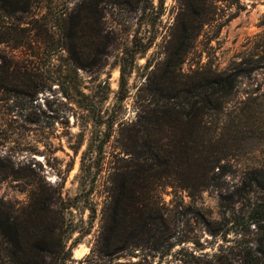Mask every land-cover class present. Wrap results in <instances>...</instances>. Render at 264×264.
Instances as JSON below:
<instances>
[{"label": "rangeland", "instance_id": "374dc122", "mask_svg": "<svg viewBox=\"0 0 264 264\" xmlns=\"http://www.w3.org/2000/svg\"><path fill=\"white\" fill-rule=\"evenodd\" d=\"M82 1L30 0L24 14L0 12V39H16L27 28L30 36L23 39L46 48L47 55L37 58L30 50L17 49L25 62L40 66L32 71L34 85L0 92V155L9 160L4 163H15L19 176L0 183V197L19 208L28 207L35 192L51 205L57 203L60 222L56 219L52 231L44 229L52 234L49 239L61 257L52 264H104L108 259L94 250L112 181L126 163L122 158L129 156L121 151L122 126L136 120L138 90L149 75L156 79L152 69L182 39L180 0H109L102 3L100 19L96 16L92 22L95 35H80L84 52L78 61L73 62L67 50L50 57L48 39H60L52 23ZM209 4L214 19L191 29L196 34L186 38L189 46L178 60L179 71L224 72L245 66L250 72L238 79L229 112L216 119L223 130L228 128L224 142L231 149L220 158L224 167H216L210 183L199 189L180 187L171 178L160 186L162 203L186 242L164 258H149L154 264L191 252L215 264H248L244 257L250 246L262 251L258 254L264 261V221L260 226L250 221L251 209L264 202V192L253 180L264 166V0ZM9 50L0 46L1 53ZM122 66L131 95L120 103ZM81 93L91 97L92 112L79 104L85 100ZM113 114L117 122L100 152L108 126L94 119L101 116L105 121Z\"/></svg>", "mask_w": 264, "mask_h": 264}, {"label": "trees", "instance_id": "16d2710c", "mask_svg": "<svg viewBox=\"0 0 264 264\" xmlns=\"http://www.w3.org/2000/svg\"><path fill=\"white\" fill-rule=\"evenodd\" d=\"M28 1L0 0V12L24 14L29 11ZM104 1L109 0H83L68 12H60L52 23L60 39H48L51 43L48 45L51 48L50 52L47 50L48 55L52 57L67 50L70 59L78 61L80 52H84L81 42H78L80 35L88 32L95 35L92 22L100 14ZM180 1L182 16L178 23L182 39L175 44L176 49H172V53L152 69L151 74L156 79L153 80L149 75L145 85L138 90L135 99L136 120L122 126L121 151L129 156L122 158L126 163L118 168L116 178L112 181L103 231L94 250L99 257L108 258L104 264H154L149 258H164L177 245L185 243L184 235L176 230L168 209L162 203L160 186L167 178L191 190L207 186L213 179L211 172L221 165L220 158L231 149L224 142L228 128L223 130L217 125L216 119L229 112L228 106L238 86V79L250 70L243 66L224 72L186 74L179 71L178 60L189 46L190 39L186 38L196 34L191 29L209 23L215 16L214 11H207V4L215 0ZM231 1L235 3L238 0ZM52 4L53 1L50 2V9ZM146 7L147 3L143 8ZM7 8L11 10L7 11ZM22 30V35L16 39H0V46L10 47L9 53L0 52V92H11L19 86L31 88L34 85L32 71L40 69V66L25 62L17 54V49L30 50L29 55L36 58L47 55L46 48L40 42L23 39L24 36H30L27 32L30 29ZM131 54L134 59L135 51ZM127 73V68L122 66L117 93L120 103L131 95ZM81 94L85 100L78 101L79 104L92 112L95 107L91 97ZM117 118L113 114L105 121L101 116L94 119L108 126L99 144L100 152L110 140ZM4 160L9 161L0 155V183L8 178L19 177L14 168L15 163L7 164ZM260 168L263 170L253 180L264 192V166ZM33 194L34 200L28 207L22 208L0 197V264H52V261L61 258L49 239L52 234L44 230L52 231L56 227V219L60 222L58 219L61 217L55 209L57 203L51 205L44 195ZM260 204L264 208V202H258L259 207L252 208L250 212V221L259 226L264 221ZM52 214H55L54 220ZM258 252L262 251L250 246L245 251L244 259L248 264H264ZM187 254L175 256L174 260L165 264H215L214 260L201 255L192 252ZM122 256L126 260L119 261Z\"/></svg>", "mask_w": 264, "mask_h": 264}]
</instances>
